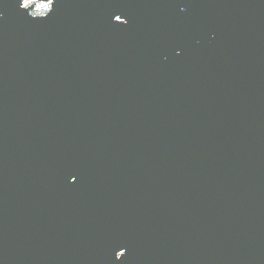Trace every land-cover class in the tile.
Listing matches in <instances>:
<instances>
[{
    "label": "water",
    "instance_id": "obj_1",
    "mask_svg": "<svg viewBox=\"0 0 264 264\" xmlns=\"http://www.w3.org/2000/svg\"><path fill=\"white\" fill-rule=\"evenodd\" d=\"M0 264H264V0H0Z\"/></svg>",
    "mask_w": 264,
    "mask_h": 264
},
{
    "label": "snow or ice",
    "instance_id": "obj_2",
    "mask_svg": "<svg viewBox=\"0 0 264 264\" xmlns=\"http://www.w3.org/2000/svg\"><path fill=\"white\" fill-rule=\"evenodd\" d=\"M48 6H49V5H47V4L42 5V7H48ZM53 6H54V5H53ZM24 7L26 8V7H28V5L25 4ZM115 19H116L117 21H119L120 23H126V21H123L119 15H117V16L115 17ZM119 254H120L121 256H124V255H125L124 252H120Z\"/></svg>",
    "mask_w": 264,
    "mask_h": 264
}]
</instances>
